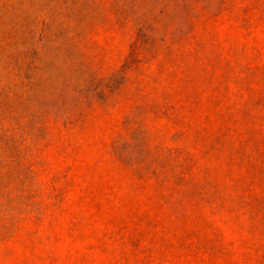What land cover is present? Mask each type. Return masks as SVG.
Wrapping results in <instances>:
<instances>
[{
    "label": "rangeland",
    "instance_id": "obj_1",
    "mask_svg": "<svg viewBox=\"0 0 264 264\" xmlns=\"http://www.w3.org/2000/svg\"><path fill=\"white\" fill-rule=\"evenodd\" d=\"M0 264H264V0H0Z\"/></svg>",
    "mask_w": 264,
    "mask_h": 264
}]
</instances>
